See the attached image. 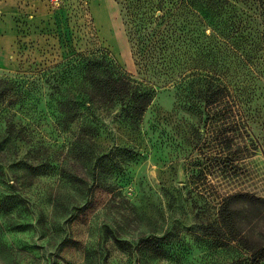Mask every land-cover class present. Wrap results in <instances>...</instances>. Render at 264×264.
I'll list each match as a JSON object with an SVG mask.
<instances>
[{
  "label": "rangeland",
  "instance_id": "374dc122",
  "mask_svg": "<svg viewBox=\"0 0 264 264\" xmlns=\"http://www.w3.org/2000/svg\"><path fill=\"white\" fill-rule=\"evenodd\" d=\"M76 55L104 58L153 91L137 129L112 110L91 146H71L81 121L57 130L45 80ZM3 87L0 140L10 127L21 141L0 146V264L261 256L264 0H0ZM100 155L123 159L121 169L97 166L91 179ZM25 164L51 167L36 176ZM88 198L98 207L81 217ZM147 238L162 239L165 258L115 244L134 250Z\"/></svg>",
  "mask_w": 264,
  "mask_h": 264
},
{
  "label": "trees",
  "instance_id": "16d2710c",
  "mask_svg": "<svg viewBox=\"0 0 264 264\" xmlns=\"http://www.w3.org/2000/svg\"><path fill=\"white\" fill-rule=\"evenodd\" d=\"M55 69L57 71L47 73L52 83L49 84V79L45 80V85L50 90L49 97L54 102L55 126L60 132H65L71 124L81 121L79 137L72 142L71 146H91L98 141L105 131L102 114L112 110L117 114L114 116L121 118L133 130L137 129L141 116L153 99V91L150 88L129 77H119L118 74L109 71L104 58L101 57L76 55L75 58L59 64ZM24 84L26 83L17 82V93L28 95L29 91L27 92ZM11 86L13 89L14 85L11 84ZM6 90L7 87L0 90V101ZM9 128H6L4 137L0 140V146L21 141L17 133ZM121 153L123 158L124 152ZM126 160L132 161L133 158L127 157ZM122 162L123 159L121 162L118 160L113 162L108 155H100L90 168L91 179L94 177L97 166L102 170L105 169L107 174L109 171L112 174L113 171H120L118 169H121L119 165ZM49 167L51 166L47 164L36 166L25 164L24 170L36 176H44L48 175ZM9 168L11 170L17 168V161ZM6 173L3 174V168L0 166V175L6 177ZM7 185L11 187V184ZM99 186L100 184H97V187ZM93 201L94 199L91 198L85 201V205L80 209L84 212L81 217H85V213L88 216L98 207L97 204H93ZM115 244L121 251L139 253L153 259L165 258L167 252L166 244L160 238L140 240L134 250L126 241L115 240ZM258 251L261 256L255 260V264H260V260L264 258V246ZM232 264L241 263L233 262Z\"/></svg>",
  "mask_w": 264,
  "mask_h": 264
}]
</instances>
